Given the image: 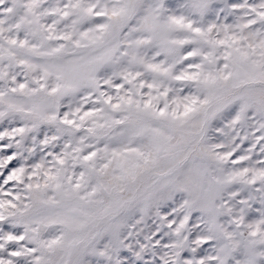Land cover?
Masks as SVG:
<instances>
[{"label": "snow or ice", "instance_id": "1", "mask_svg": "<svg viewBox=\"0 0 264 264\" xmlns=\"http://www.w3.org/2000/svg\"><path fill=\"white\" fill-rule=\"evenodd\" d=\"M0 264H264V0H0Z\"/></svg>", "mask_w": 264, "mask_h": 264}]
</instances>
